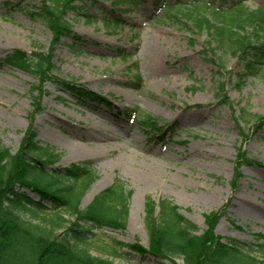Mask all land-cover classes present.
Returning a JSON list of instances; mask_svg holds the SVG:
<instances>
[{
  "label": "rangeland",
  "instance_id": "1",
  "mask_svg": "<svg viewBox=\"0 0 264 264\" xmlns=\"http://www.w3.org/2000/svg\"><path fill=\"white\" fill-rule=\"evenodd\" d=\"M94 1L90 10L97 20L68 16L73 31L83 38L74 52L72 39L54 40L46 23L30 16L39 0H0L1 143L15 153L31 128L56 157L46 169L90 166L93 180L80 198L81 208L116 181L132 192L126 229L94 230L83 245L92 255L124 264H171L142 258L113 243L148 245L144 215L150 197L178 205L198 233L207 228L208 215L219 213L215 233L240 241L264 264L257 246L264 235V166L242 164L236 169L239 148L264 164V119L256 131L255 121L241 119L242 109L264 117V66L260 74L247 76L241 88L236 86L242 61L215 41L213 33L195 24L203 15L212 23H223L213 15L212 2L194 10L193 18L180 16L188 13L183 8L178 12L181 19L172 20L159 15L152 0H139L120 6L121 24L107 27L102 18L110 14L114 0ZM243 1L249 9L264 8V0ZM14 49L48 54L49 75L76 81L101 100L78 101L51 78L41 81L36 74L4 64L2 58ZM220 82L225 83L228 103L220 101ZM127 109L137 111L134 117ZM144 113L169 127L148 133L138 122ZM89 127L96 136L90 147L98 155L83 158L68 144L88 138ZM43 205L51 210L49 203ZM21 217L44 222L43 213L30 209Z\"/></svg>",
  "mask_w": 264,
  "mask_h": 264
},
{
  "label": "trees",
  "instance_id": "2",
  "mask_svg": "<svg viewBox=\"0 0 264 264\" xmlns=\"http://www.w3.org/2000/svg\"><path fill=\"white\" fill-rule=\"evenodd\" d=\"M39 2L29 12L30 16L44 21L54 40L62 37L72 39L74 43L71 47L77 52L76 44L83 41V38L73 31L68 16L84 18L87 22L97 20L90 10L95 1ZM138 2L139 0H114V8L110 14L103 16V23L107 27L120 25V12L124 11L120 6L136 5ZM207 2L220 4L216 7L210 4V7L213 15L222 19L223 23H212V20L203 15L204 18L195 24L200 30L206 28L213 33L215 41L228 47L242 61L243 71L237 73L236 84L241 88L247 76L260 74L264 66L263 7L249 9L243 0H152L159 15L164 13L172 20H180V16L191 18L193 11L207 6ZM6 4L12 5L10 1ZM12 7L16 8L14 4ZM183 8H187L188 13L182 12L179 16L178 12ZM198 15L200 14L196 17ZM2 60L8 66L36 74L41 81L51 78L62 91L70 93L78 101L101 100L76 81L49 75L51 59L44 52L29 54L21 49H14ZM224 86V82L219 83L218 95L221 102L228 103L223 93ZM126 111L129 117H134L137 112L135 109ZM241 119L246 122L255 121L256 131L264 117L242 109ZM138 122L153 135L169 127L157 117L146 113L139 116ZM243 135L248 136L247 133ZM55 159L48 148L43 147L36 139L31 128L25 133L15 153L0 141V264H124L92 255L83 245L95 235L96 229H126L132 192L116 181L97 194L88 206L81 208L80 198L93 180L92 168L72 164L69 167L46 169L47 165L55 163ZM242 164L264 166L239 148L236 169ZM33 193L37 200L32 196ZM44 202L51 205V210L44 207ZM26 209L43 213L44 222L37 224L23 220L21 212ZM62 210L74 216V219L66 218ZM218 215L216 212L208 215L207 228L198 233L197 225L179 212L178 205L167 198L155 202L148 197L145 200L144 215L148 245L145 247L138 241L123 243L113 240V243L118 248L128 247L142 258L150 256L171 264H259L257 257L248 253L250 248L236 239L224 238L215 233ZM260 238L263 242L257 246L264 255V235ZM123 254L127 253L122 252L121 255ZM176 259L181 261L177 262Z\"/></svg>",
  "mask_w": 264,
  "mask_h": 264
},
{
  "label": "bare ground",
  "instance_id": "3",
  "mask_svg": "<svg viewBox=\"0 0 264 264\" xmlns=\"http://www.w3.org/2000/svg\"><path fill=\"white\" fill-rule=\"evenodd\" d=\"M88 131L89 132L92 131V128L89 127L87 129V132ZM94 132H97V130L96 131L94 130ZM95 137H96L95 134L92 133V132H90L89 135H88V138L82 139L81 137H79L78 139L80 141L72 140V141L69 142L68 145H70L71 148H72V150L74 152H76L80 157H83V158H92V157L98 155V151L93 150L94 149L93 146L90 147L91 141ZM93 145H95V144H93ZM86 146H88V147H86Z\"/></svg>",
  "mask_w": 264,
  "mask_h": 264
}]
</instances>
